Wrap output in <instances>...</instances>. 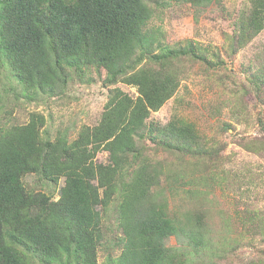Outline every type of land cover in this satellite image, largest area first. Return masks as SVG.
<instances>
[{
	"label": "trees",
	"instance_id": "obj_1",
	"mask_svg": "<svg viewBox=\"0 0 264 264\" xmlns=\"http://www.w3.org/2000/svg\"><path fill=\"white\" fill-rule=\"evenodd\" d=\"M210 1L0 0V72L11 73L15 88L56 95L70 75L90 67L105 72L106 88L121 82L137 91L132 97L112 88L98 123L83 126L70 143L63 135L42 137L46 122L39 114L10 128L0 121V264H99L101 224L116 195L123 251L106 264H185L175 263L165 246L169 238L203 243L198 225L151 198L162 172L144 155L147 141L166 152L194 155L199 148L203 155L193 124L147 122L179 86L171 65L202 55L192 45L158 53L145 27L154 11L172 2ZM248 2L235 25L240 47L264 29V0ZM100 151L108 163L95 162ZM29 174L54 184L64 179L58 200L28 192L22 179Z\"/></svg>",
	"mask_w": 264,
	"mask_h": 264
},
{
	"label": "rangeland",
	"instance_id": "obj_2",
	"mask_svg": "<svg viewBox=\"0 0 264 264\" xmlns=\"http://www.w3.org/2000/svg\"><path fill=\"white\" fill-rule=\"evenodd\" d=\"M248 5V0H211L199 6L172 2L154 11L145 27L158 53L192 45L202 55L171 65L181 78L179 86L147 119L150 126L172 119L193 124L203 148L201 156L199 148L182 156L150 141L144 145V155L162 172L151 198L165 201L169 214L198 225L203 241L194 247L170 237L165 246L175 263L264 264V29L245 46L236 43L235 25ZM104 77L103 70L84 68L69 76L60 93L36 96L15 88L11 73L2 69L1 125L21 126L39 114L46 122L42 137L63 135L70 143L83 126L98 123L112 88L137 96L135 88L121 82L106 88ZM95 162L108 163V153L100 151ZM22 181L28 192H43L54 201L64 184V179L54 184L33 174ZM118 197L101 224L105 237L98 245L99 264L117 261L123 251Z\"/></svg>",
	"mask_w": 264,
	"mask_h": 264
}]
</instances>
